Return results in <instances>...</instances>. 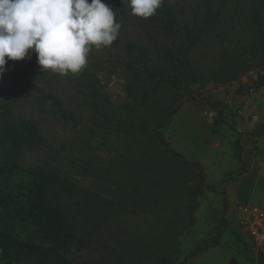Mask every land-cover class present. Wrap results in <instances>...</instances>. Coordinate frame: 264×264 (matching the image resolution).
<instances>
[{"label":"rangeland","instance_id":"obj_1","mask_svg":"<svg viewBox=\"0 0 264 264\" xmlns=\"http://www.w3.org/2000/svg\"><path fill=\"white\" fill-rule=\"evenodd\" d=\"M165 1L176 18L174 35L158 21L132 15L123 0H103L122 27L112 45L92 47L87 65L76 74L43 71L32 50L30 59L9 60L0 80V105L9 112L6 122L17 128L31 122L43 138L19 137V145L12 149L8 142L6 150H0V163L7 166L15 160L23 169L44 168L65 181L67 189L57 192L55 202L69 218L75 236L64 253L70 264L182 261L214 234L223 214L224 189L229 227L218 245L188 264H261V247L247 242L240 221L245 205L264 211V135L247 134L257 121L264 122V87H257L259 75H264V47L256 46L261 39L264 45V0ZM186 27L204 31L188 55L190 71L205 82L186 77L196 98H174L165 91L148 106L130 109L135 106L134 92L149 84L151 71L178 73L166 52L183 41ZM256 71L259 74L252 75ZM49 92L73 117L57 114L45 98ZM211 102L224 108V123L214 124L217 111ZM176 105L178 112L161 131L174 149L201 163L206 182L216 190L197 179L189 183L201 188L195 200L183 196L171 201L158 216L147 206L126 201L138 144L118 133L115 123ZM240 131L244 161L234 153ZM7 189V180L0 177V191ZM148 248L164 258L154 259Z\"/></svg>","mask_w":264,"mask_h":264},{"label":"trees","instance_id":"obj_2","mask_svg":"<svg viewBox=\"0 0 264 264\" xmlns=\"http://www.w3.org/2000/svg\"><path fill=\"white\" fill-rule=\"evenodd\" d=\"M149 18L158 21L166 33L175 34L176 18L173 7L165 0L156 14ZM203 34V29L185 28L183 41L166 52V58L174 63L178 73L168 75L163 69L151 71L149 84L139 85L134 92L135 106L130 109L138 110L140 107L148 106L165 91L172 94L174 98L177 96L193 100L196 98L186 77L201 85L205 82L190 71L188 55L192 46L201 39ZM260 41L256 46L264 47L263 40ZM257 87H264V75H259ZM45 98L51 101V105L59 116L73 117L74 113L64 107L56 94L49 92ZM210 104L217 111L214 124L224 123V108L220 107L218 102ZM178 110L179 105L173 108L161 107L153 112H143L137 118L121 119L115 123L118 133L134 139L138 144L136 157L130 164L126 201L134 206H147L158 216L162 208L171 201H177L183 196L195 200L201 188L189 183L197 179L205 182L208 189L216 190L213 184L206 182V172L201 163L189 160L182 152L174 149L161 131L162 127L170 123L171 117ZM8 115V110L0 105V150H6L8 142L13 145L11 149L18 146L21 141L19 137L22 136L42 140V135L33 123L26 122L19 128L12 127L6 122ZM243 134L244 132L240 131V136L234 143V153L240 161H244L241 144ZM247 134L255 137L263 136L264 122H257ZM0 177L8 182V189L0 191V208H2L0 261L15 263L28 260L33 264H70L64 253L69 243L75 240V236L69 218L55 202L57 192L67 189L65 181L57 173L44 168L23 169L15 160H11L7 166L0 163ZM115 182L123 184L117 179ZM222 193L224 195L223 214L217 220L214 234L207 237L182 261L175 264H188L192 258L221 242L225 228L229 227L227 213L230 208L226 189L222 190ZM148 249L150 255L155 253L154 259L164 258L154 248L155 252L151 248ZM260 259L261 264H264V253L261 254Z\"/></svg>","mask_w":264,"mask_h":264},{"label":"clouds","instance_id":"obj_3","mask_svg":"<svg viewBox=\"0 0 264 264\" xmlns=\"http://www.w3.org/2000/svg\"><path fill=\"white\" fill-rule=\"evenodd\" d=\"M134 16L149 18L163 0H123ZM103 0H0V80L8 61L31 58L41 69L76 74L95 46H110L122 27ZM7 57V59H6Z\"/></svg>","mask_w":264,"mask_h":264},{"label":"built area","instance_id":"obj_4","mask_svg":"<svg viewBox=\"0 0 264 264\" xmlns=\"http://www.w3.org/2000/svg\"><path fill=\"white\" fill-rule=\"evenodd\" d=\"M245 217L241 219V232L248 242L257 247L264 244V211L257 205L242 207Z\"/></svg>","mask_w":264,"mask_h":264},{"label":"crops","instance_id":"obj_5","mask_svg":"<svg viewBox=\"0 0 264 264\" xmlns=\"http://www.w3.org/2000/svg\"><path fill=\"white\" fill-rule=\"evenodd\" d=\"M258 122V121H257ZM256 122V123H257ZM255 123V124H256ZM255 124L253 125V128H254V126H255ZM251 168V167H250ZM250 168L245 172V173H248L249 172V170H250ZM235 240H236V242H239L238 244H240V242H241V240H239V239H237V238H235ZM248 242V241H247ZM241 247L243 246V243L241 242ZM243 248V247H242ZM261 250H262V252L264 253V244H263V246L261 247Z\"/></svg>","mask_w":264,"mask_h":264},{"label":"water","instance_id":"obj_6","mask_svg":"<svg viewBox=\"0 0 264 264\" xmlns=\"http://www.w3.org/2000/svg\"><path fill=\"white\" fill-rule=\"evenodd\" d=\"M256 74H259V71H256L255 73H252V75H256Z\"/></svg>","mask_w":264,"mask_h":264}]
</instances>
